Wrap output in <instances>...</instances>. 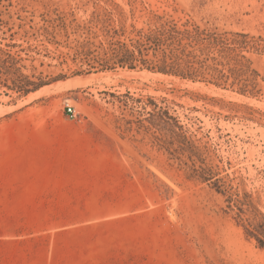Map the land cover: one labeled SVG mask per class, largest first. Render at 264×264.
<instances>
[{"label": "rangeland", "instance_id": "obj_1", "mask_svg": "<svg viewBox=\"0 0 264 264\" xmlns=\"http://www.w3.org/2000/svg\"><path fill=\"white\" fill-rule=\"evenodd\" d=\"M187 22L264 47V0H0V264H264V49L244 94L113 58Z\"/></svg>", "mask_w": 264, "mask_h": 264}, {"label": "trees", "instance_id": "obj_2", "mask_svg": "<svg viewBox=\"0 0 264 264\" xmlns=\"http://www.w3.org/2000/svg\"><path fill=\"white\" fill-rule=\"evenodd\" d=\"M256 41L255 37L246 33H234L229 37L228 33H219L189 22L181 26L167 23L162 28L145 34L131 46L121 44L114 48L113 58L130 70H147L193 82H213L217 86L231 81L232 85L240 86V91L244 94L254 90L250 89L252 84L248 75L256 72L250 70L251 61L243 52H259L264 49ZM7 73H11V70L7 69ZM23 79L25 80L22 82L13 79V90L23 96L47 85L30 81L27 77ZM206 174L204 171H197L195 176L204 182L211 181L216 190L223 193L219 185L222 180L209 178ZM229 201V207L236 211L237 218L247 222V236L255 240L258 248L264 250V215L259 217L256 209H252V204L245 201L232 198Z\"/></svg>", "mask_w": 264, "mask_h": 264}, {"label": "bare ground", "instance_id": "obj_3", "mask_svg": "<svg viewBox=\"0 0 264 264\" xmlns=\"http://www.w3.org/2000/svg\"><path fill=\"white\" fill-rule=\"evenodd\" d=\"M125 75L128 76V77H133V76H136V75H140V76L154 75V76H156V77H168V76H166V75H162V74H153V73H140V74H139V73H136V72H128V73L125 74ZM190 85H191V86H194V84H190ZM195 85H197V86H203V85H201V84H195ZM203 88L206 89V90L208 89V88H206V87H204V86H203ZM46 90H47V87L42 88V89H40L39 91L33 93L32 95L29 96V100L34 99L35 97H39V96H41ZM236 98H237L239 101L243 99V98H242L241 96H239V95H236ZM27 102H28V101H27ZM27 102H24V103H27ZM257 105H258V107H259L261 110L264 111V105H263V104L257 102Z\"/></svg>", "mask_w": 264, "mask_h": 264}, {"label": "built area", "instance_id": "obj_4", "mask_svg": "<svg viewBox=\"0 0 264 264\" xmlns=\"http://www.w3.org/2000/svg\"><path fill=\"white\" fill-rule=\"evenodd\" d=\"M75 109L73 108V106L71 105H67L66 106V113L70 116V117H74L75 116Z\"/></svg>", "mask_w": 264, "mask_h": 264}]
</instances>
